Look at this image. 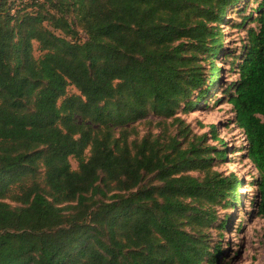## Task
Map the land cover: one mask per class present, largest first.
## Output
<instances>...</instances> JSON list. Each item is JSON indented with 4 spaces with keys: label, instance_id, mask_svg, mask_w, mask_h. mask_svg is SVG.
Returning <instances> with one entry per match:
<instances>
[{
    "label": "trees",
    "instance_id": "obj_1",
    "mask_svg": "<svg viewBox=\"0 0 264 264\" xmlns=\"http://www.w3.org/2000/svg\"><path fill=\"white\" fill-rule=\"evenodd\" d=\"M249 1L0 0V264H217L210 229L244 181L179 113L218 87L219 59L264 218V0L241 53L222 30Z\"/></svg>",
    "mask_w": 264,
    "mask_h": 264
},
{
    "label": "rangeland",
    "instance_id": "obj_2",
    "mask_svg": "<svg viewBox=\"0 0 264 264\" xmlns=\"http://www.w3.org/2000/svg\"><path fill=\"white\" fill-rule=\"evenodd\" d=\"M248 7L250 8L240 12L230 10L225 24L222 25L225 49L235 51L236 54L242 52L241 47L247 36L248 27L256 25L255 22H247L244 26L240 25L243 17L248 15L252 8L257 7V2L249 1ZM238 8L242 10L241 4ZM80 35L84 36V33L81 32ZM37 48L38 44L35 43V55L39 56L40 51ZM216 63L223 67L222 79L218 87L212 90L207 101L203 100L191 112L179 113V115L195 133L207 134V143L217 146L219 149L227 148L226 158L214 162L215 169L225 174L234 172L244 181L240 188L242 202L234 208L220 209L219 207L218 209L219 218L228 217V225L219 230L215 226L219 223L217 222L210 229L212 245L222 244V254L217 264H264V218L258 215L255 207L254 179L258 175V171L247 157L245 133L236 123L233 106L228 101L227 92L224 91V88L238 76L231 70L229 61L225 62L219 59ZM69 92L75 93L77 89L70 86ZM147 119L153 120L154 125L147 124L145 120L133 124L139 131L136 137L141 138L149 130L159 131L155 124L161 118L151 115ZM211 125L216 126L217 134L224 143L212 138ZM71 163L73 168H77L78 162L75 158H71Z\"/></svg>",
    "mask_w": 264,
    "mask_h": 264
}]
</instances>
